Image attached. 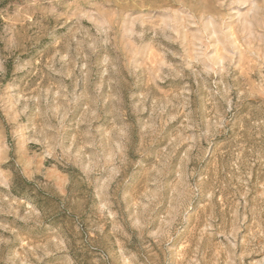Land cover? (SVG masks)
Instances as JSON below:
<instances>
[{"label": "rangeland", "instance_id": "1", "mask_svg": "<svg viewBox=\"0 0 264 264\" xmlns=\"http://www.w3.org/2000/svg\"><path fill=\"white\" fill-rule=\"evenodd\" d=\"M0 264H264V0H0Z\"/></svg>", "mask_w": 264, "mask_h": 264}, {"label": "trees", "instance_id": "2", "mask_svg": "<svg viewBox=\"0 0 264 264\" xmlns=\"http://www.w3.org/2000/svg\"><path fill=\"white\" fill-rule=\"evenodd\" d=\"M18 183H20V182H18ZM16 187H18V186H17V185H15L14 187H12L13 191H15L14 189H15Z\"/></svg>", "mask_w": 264, "mask_h": 264}]
</instances>
